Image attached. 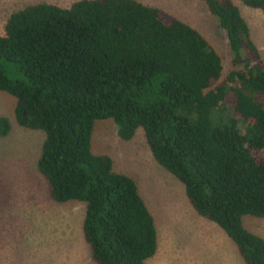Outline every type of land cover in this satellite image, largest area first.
<instances>
[{
  "label": "trees",
  "instance_id": "obj_1",
  "mask_svg": "<svg viewBox=\"0 0 264 264\" xmlns=\"http://www.w3.org/2000/svg\"><path fill=\"white\" fill-rule=\"evenodd\" d=\"M203 1L230 48L224 78L197 29L138 0L35 3L4 24L0 91L14 98L19 126L44 133L37 168L52 198L85 203L81 229L96 264H146L157 250L136 182L92 152L100 119L122 140L141 128L197 214L225 232L244 264H264V238L243 224L245 215L264 218V62L233 0ZM242 2L264 11V0ZM10 128L0 117V136Z\"/></svg>",
  "mask_w": 264,
  "mask_h": 264
},
{
  "label": "rangeland",
  "instance_id": "obj_2",
  "mask_svg": "<svg viewBox=\"0 0 264 264\" xmlns=\"http://www.w3.org/2000/svg\"><path fill=\"white\" fill-rule=\"evenodd\" d=\"M76 0H0V34L12 12L35 3L62 7ZM156 6L197 29L221 58L222 78L233 68L225 32L203 0H138ZM247 22L264 62V11L233 0ZM249 57L247 50L243 51ZM14 98L0 91V117L10 131L0 136V264H96L82 234L85 203L56 202L39 172L44 133L19 126ZM95 154L108 155L113 170L136 182L153 215L157 250L146 264H244L235 244L215 223L192 208L183 185L153 158L143 130L130 140L118 137L111 119L96 120L91 135ZM244 226L264 238V218L243 217Z\"/></svg>",
  "mask_w": 264,
  "mask_h": 264
},
{
  "label": "crops",
  "instance_id": "obj_3",
  "mask_svg": "<svg viewBox=\"0 0 264 264\" xmlns=\"http://www.w3.org/2000/svg\"><path fill=\"white\" fill-rule=\"evenodd\" d=\"M156 7V6H155Z\"/></svg>",
  "mask_w": 264,
  "mask_h": 264
}]
</instances>
